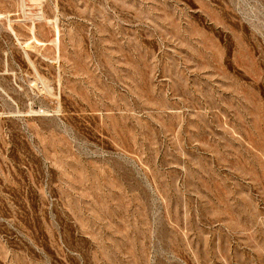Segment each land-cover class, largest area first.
Listing matches in <instances>:
<instances>
[{
    "label": "rangeland",
    "instance_id": "rangeland-1",
    "mask_svg": "<svg viewBox=\"0 0 264 264\" xmlns=\"http://www.w3.org/2000/svg\"><path fill=\"white\" fill-rule=\"evenodd\" d=\"M0 264H264V0H0Z\"/></svg>",
    "mask_w": 264,
    "mask_h": 264
}]
</instances>
